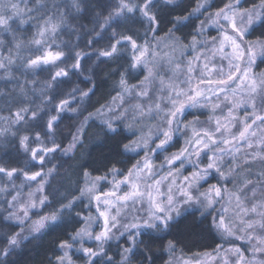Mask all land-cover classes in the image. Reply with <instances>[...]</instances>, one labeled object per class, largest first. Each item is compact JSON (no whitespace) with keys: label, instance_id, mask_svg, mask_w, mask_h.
Returning <instances> with one entry per match:
<instances>
[{"label":"snow or ice","instance_id":"obj_1","mask_svg":"<svg viewBox=\"0 0 264 264\" xmlns=\"http://www.w3.org/2000/svg\"><path fill=\"white\" fill-rule=\"evenodd\" d=\"M182 4H94L84 32L87 0H0V80L14 82L0 97L15 101L0 114V146L15 145L0 156V220L10 222L0 264L57 232L47 264H156L157 251L167 254L162 264H264V0ZM99 64L118 75L114 104L84 116L65 146L60 125L82 115L73 104L94 93ZM73 75L91 86L65 90ZM126 98L136 102L124 107ZM97 116L99 146L115 145L103 174L78 161L76 189L50 191L55 154L83 156ZM85 201L94 214L77 211ZM205 232L223 243L177 255L183 238ZM121 240L117 258L111 245Z\"/></svg>","mask_w":264,"mask_h":264},{"label":"trees","instance_id":"obj_2","mask_svg":"<svg viewBox=\"0 0 264 264\" xmlns=\"http://www.w3.org/2000/svg\"><path fill=\"white\" fill-rule=\"evenodd\" d=\"M89 8L80 14V19L77 21V25H84V32L91 29L92 23L90 22L93 16V8L91 5L99 4L104 6L109 3V0H87ZM191 3V0H183L184 5ZM253 3H258V0H245V7H250ZM221 0H213V5H220ZM23 6V5H22ZM194 6V4L192 5ZM96 11L100 10L99 8L95 9ZM214 10V8L212 9ZM106 14V13H105ZM191 28L185 29V33L190 32ZM258 34V33H257ZM61 39L64 41H71L76 43L75 36L67 32L61 36ZM81 47L84 46V37H81L80 40ZM103 42L97 45L101 47ZM91 51L90 49H86ZM95 60V56L92 57ZM114 66H109L107 64H99L95 67L94 72L91 74L95 82L94 93L90 94V99H86L79 105L74 104L73 106H79L82 115L79 117L73 116L72 114H66L59 129V135L57 137L58 142H62L65 146L69 140H71V134H74L76 128L79 126V121L83 119L84 116H87L89 112H95L96 109H101L102 106L108 104L113 97L117 95L119 91L118 88L114 87V81L118 79V75L113 72ZM43 78V74L41 76ZM14 82H5L0 80V89L5 91H11ZM79 85L81 88H85L87 85L84 81L83 76L71 77V82L65 86V90H69L72 86ZM4 97H0V114L8 115V108L12 107L14 104V99L8 98L7 103H5ZM77 103V102H76ZM13 110H15L13 108ZM88 127L86 128V135L84 137L85 145L82 149L84 155H76L73 158L72 154L69 156H63L61 153L55 154V159L52 160L53 164H57L59 168V174L55 175L53 179L50 180L51 188L50 191L55 193L74 191L77 187L78 182V173L79 169L77 168L78 161H85L89 165V170L92 168H99V172L94 174H103L104 168L100 167L107 158H111L115 145L112 141H107L103 146H99L97 141L96 134L100 131V120L98 117H95L93 120L88 121ZM125 135L129 136L128 132H125ZM124 142H127L126 140ZM10 152L15 155V145L8 144L5 148L0 146V156H4L5 152ZM128 155V154H127ZM121 166V165H117ZM78 194V193H76ZM10 198V197H9ZM57 198H60L57 195ZM51 199V197H50ZM81 204V203H80ZM0 206L3 205V196L0 195ZM82 210L81 206L77 208V211ZM3 214L0 213V216ZM10 222L0 220V233L8 231L7 225ZM15 230H19L18 227ZM68 230H71V224H69ZM61 232L57 233H46L41 240H28L25 241L17 252L7 258V264H47L49 258L53 257V245L52 242L56 239L58 235H61ZM217 243H221V240L215 236V234H209L207 232L202 235H192L187 238H183L181 243L178 245L177 253L180 248H183L184 255H192L194 253H203L205 251H212V248L215 247ZM157 256L156 264H162L163 259H167V254L157 251L155 253Z\"/></svg>","mask_w":264,"mask_h":264},{"label":"rangeland","instance_id":"obj_3","mask_svg":"<svg viewBox=\"0 0 264 264\" xmlns=\"http://www.w3.org/2000/svg\"><path fill=\"white\" fill-rule=\"evenodd\" d=\"M212 2H213V0H212ZM216 33H215V31L213 30L212 31V35H215ZM259 70H264V64H261V65H259V68L257 69V71H259ZM117 96V95H116ZM115 96V97H116ZM136 101H134V100H131V99H128V98H126L125 99V103H124V107H128L129 106V104H131V103H135ZM121 103V101L119 100V99H117L116 101H115V104L116 105H119ZM74 104H77L76 102H74ZM73 104V105H74ZM114 104V101H113V99L108 103V104H106L103 108H102V111L103 112H105V113H107V111H108V106H112ZM76 106V105H75ZM119 110V109H118ZM109 115H112L113 113H108ZM98 117V119L99 120H101L102 119V117H100V116H97ZM189 118H191V117H189ZM203 118V117H202ZM131 134L129 133V136H130ZM177 143H182V138H181V140H179V141H177ZM171 150H175V148H173V149H171ZM128 155H132L131 153H129ZM162 158V157H161ZM132 162H134V159L132 160ZM157 162H159V161H157ZM211 182H215L214 180L213 181H211ZM17 183H19V181H17ZM229 187H231V185H229ZM108 188H110V185H106L105 186V190H108ZM25 191H27V189H25ZM84 204H86V201L85 202H81V204H80V206H81V208H82V210H83V212H84V214H88L89 212H91V213H95V209L94 208H91V209H89V208H86V207H84ZM33 219H35V217H33ZM120 244V245H123V243H124V241L123 240H121V241H119V242H116V241H113L112 242V245H111V252H110V254H112V255H115V256H117V258H118V252H119V248L117 247V244ZM221 243H223V241H221ZM235 244L237 245V246H241L242 245V242L241 241H236L235 242ZM225 247H229V246H231V245H228V244H225L224 245ZM209 252H211V251H209ZM177 255H180L179 253H177ZM80 256V254L79 253H74V258H78ZM185 256V258H190V257H192L193 256V254L192 255H184Z\"/></svg>","mask_w":264,"mask_h":264}]
</instances>
